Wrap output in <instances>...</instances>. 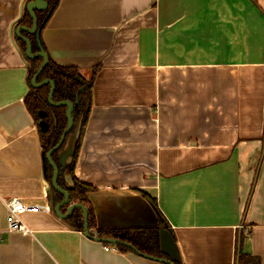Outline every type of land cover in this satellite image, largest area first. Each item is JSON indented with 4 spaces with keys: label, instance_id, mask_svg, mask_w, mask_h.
<instances>
[{
    "label": "crops",
    "instance_id": "obj_1",
    "mask_svg": "<svg viewBox=\"0 0 264 264\" xmlns=\"http://www.w3.org/2000/svg\"><path fill=\"white\" fill-rule=\"evenodd\" d=\"M26 0H0V264H165L87 237L60 218L25 104L13 35ZM41 31L58 65L94 75L74 174L95 186L101 228L157 226L182 264H264V0H59ZM79 131L59 158L71 183ZM20 196L31 234L10 231ZM109 244L112 249L107 250Z\"/></svg>",
    "mask_w": 264,
    "mask_h": 264
},
{
    "label": "trees",
    "instance_id": "obj_2",
    "mask_svg": "<svg viewBox=\"0 0 264 264\" xmlns=\"http://www.w3.org/2000/svg\"><path fill=\"white\" fill-rule=\"evenodd\" d=\"M59 0H47L49 2V7L46 10L36 11L37 18H39V24H42L44 17L47 12L52 9V12L57 8ZM51 12V13H52ZM18 24L31 26L33 24V18H31L29 12L25 10L23 16L18 21ZM46 24V23H45ZM44 24V25H45ZM24 35H28L32 40V50L34 52L39 51V46L37 42V36L35 33L23 32ZM24 54L26 53V43L17 38ZM29 66V79H31L40 68V65L43 61L42 58H27ZM43 78H51L56 82V88L54 91L53 98L55 101H60L68 99L74 102L73 117L74 125L70 133L67 134L65 140L61 144V148L55 151L52 154V158L59 165V180L58 183L64 187L68 193H70L71 203H83L89 212L88 225L91 233L102 238H117L125 242L129 241L133 243L142 253H148L153 256H163L171 258L161 246L160 239V226L165 225L166 219L163 213L160 211L157 206V201L152 197L148 192L142 190L143 195L150 201V203L155 207L158 214V226H143V227H127V228H101L97 225L96 222V213L94 206L90 198V192L94 190L95 186L89 184L85 181L80 180L74 174V169L77 164V157L79 150L81 148V136L84 131V127L87 124L90 111L92 109L94 97H93V86H94V75L91 78H85L78 66H66L55 63L51 58L49 59L48 64L43 69V72L40 74L38 81ZM50 91V84H44L41 87H33L31 85L28 94L25 96V104L30 114L33 115L35 120L37 130L39 132V138L41 146H43L44 162L46 169V177L49 181H52L53 167L50 162L45 157V154L49 149L54 147L61 138V135L64 128L67 126L68 119L66 113V106H52L48 102V94ZM46 111L45 119L47 120L49 127L46 130L41 128V120L43 119L40 111ZM79 131V137L76 143L75 153L72 157V164L70 175L72 177V182L69 183L64 177V170L60 162L59 155L61 151L66 146V142L72 136ZM49 194L52 198V205H56L64 197L63 194H60L58 191L51 186ZM68 205H63L62 209L67 210ZM66 221L72 228L76 230H82L83 225V211L82 209H75L70 216L66 218ZM116 248L124 253L128 251L135 252L130 247H126L122 244H115ZM237 264H261L259 256H254L249 252H245L242 249L238 252ZM176 264H182L180 261L175 260Z\"/></svg>",
    "mask_w": 264,
    "mask_h": 264
},
{
    "label": "water",
    "instance_id": "obj_3",
    "mask_svg": "<svg viewBox=\"0 0 264 264\" xmlns=\"http://www.w3.org/2000/svg\"><path fill=\"white\" fill-rule=\"evenodd\" d=\"M49 7V2H47V0H26L25 4L22 6L21 8V13H20V18L23 16L25 10H27L31 16V18H33V24L31 26L28 25H23V24H16L14 30H13V35H15L16 38H20L21 40H23L26 43V53H25V57L27 58H42L43 61L40 65V68L38 69L37 73L31 78L29 79L28 76V82H30V84L33 87H41L44 86V84H50V91L49 94L47 96L48 98V102L52 105V106H66V113H67V119H68V123L67 126L64 128L65 130L63 131L60 140L58 141V143L52 147L51 149L48 150V152L45 154L46 159L48 160V162H50L51 166L53 167V174H52V181H51V185L54 187V189L56 191H58L60 194H63L64 197L62 198V200L60 202H58L56 205H54L53 209L55 210L56 214L60 217V218H67L68 216H70V214L75 210V209H82L83 211V232L84 234L93 239V240H98L104 243H109V244H122L126 247H130L131 249H133L135 251V253H137L138 255L141 256H145L147 258H150L152 260L158 261V262H163L165 264H176L175 260L172 258H167V257H157V256H153L150 255L148 253H142L133 243L127 241H123L117 238H102V237H98L97 235H93L89 229V225H88V218H89V212L88 209L86 208V206L81 203H71L70 200V193H68V191L62 186L59 185L58 183V176H59V165L57 162H55L52 158V154L59 150L61 148V144L63 143V141L65 140L66 136L68 133H70V131L72 130V127L74 125V117H73V109H74V102L68 99H64V100H60V101H55L53 98L54 95V91L56 88V82H54L53 79L51 78H43L42 80L38 81V78L40 76V74L43 72V69L46 67V65L49 62L50 56H49V52L43 47V44L41 42V31L42 28L44 26V24L47 22V20L49 19L48 17L50 16L52 9H50L46 16L44 17L45 19L43 20L42 24H39V18H37L36 15V11H42V10H46ZM19 18V20H20ZM23 32H28V33H35L37 36V42H38V46H39V51L34 52V50H32V40L30 39V37L28 35H24ZM40 114L42 116V120H41V128L43 130L48 129L49 124L47 122V120L45 119L46 111H40ZM63 205H68L67 210L64 211L62 209ZM159 225V224H158ZM157 225V226H158ZM163 249V248H162Z\"/></svg>",
    "mask_w": 264,
    "mask_h": 264
},
{
    "label": "built area",
    "instance_id": "obj_4",
    "mask_svg": "<svg viewBox=\"0 0 264 264\" xmlns=\"http://www.w3.org/2000/svg\"><path fill=\"white\" fill-rule=\"evenodd\" d=\"M2 200L4 202V205L8 211V218H7V224L10 231H19L23 234H31L33 232V229L27 226L23 219L22 215L26 212H31L36 210V206L34 204H28L24 201L23 198L20 196H14L11 198H5L2 197ZM105 248L107 250L109 249H115L117 250L116 246H111L109 244L105 245Z\"/></svg>",
    "mask_w": 264,
    "mask_h": 264
}]
</instances>
